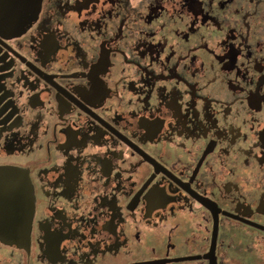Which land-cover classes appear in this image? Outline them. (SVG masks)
Wrapping results in <instances>:
<instances>
[{
	"label": "flooded vegetation",
	"instance_id": "obj_1",
	"mask_svg": "<svg viewBox=\"0 0 264 264\" xmlns=\"http://www.w3.org/2000/svg\"><path fill=\"white\" fill-rule=\"evenodd\" d=\"M3 1L0 264H264V0Z\"/></svg>",
	"mask_w": 264,
	"mask_h": 264
},
{
	"label": "water",
	"instance_id": "obj_2",
	"mask_svg": "<svg viewBox=\"0 0 264 264\" xmlns=\"http://www.w3.org/2000/svg\"><path fill=\"white\" fill-rule=\"evenodd\" d=\"M13 0H4L1 4V6L5 5V8H3V11L1 13L5 15V13H14L13 10L11 11L9 7L14 9H20L21 5L24 3L23 0H17L16 3ZM27 4L29 5V2L27 0ZM40 8V2L38 1V4L35 8H30V6L27 7V19L24 22H21L20 27L26 28L29 25V22L31 20L32 13L38 12ZM35 10V11H34ZM10 18V17H7ZM16 173V170L11 167H0V214L2 215V218H0V237L7 241V242H19L23 239V237L29 235V224L32 221V209H33V195L29 191V181L26 179V183L24 182V176H21L22 183L19 185L18 188H20L23 192L21 194V197L16 196L13 191L9 189V187L6 186L5 180L8 179H14L13 175ZM10 177V178H9ZM21 205V209L17 210L15 208H12L15 205ZM20 211L22 215H19V213L15 212ZM17 213V214H16ZM18 216L17 218H14ZM16 219V220H15ZM15 223H19L21 225V228L23 231H25L22 234H13L11 231L15 228ZM19 228V227H18Z\"/></svg>",
	"mask_w": 264,
	"mask_h": 264
}]
</instances>
